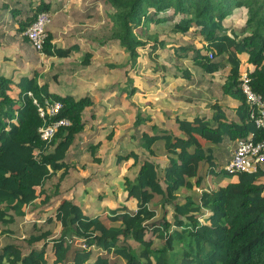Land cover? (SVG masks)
Wrapping results in <instances>:
<instances>
[{
  "label": "trees",
  "instance_id": "1",
  "mask_svg": "<svg viewBox=\"0 0 264 264\" xmlns=\"http://www.w3.org/2000/svg\"><path fill=\"white\" fill-rule=\"evenodd\" d=\"M236 9L245 11L241 26L227 20ZM44 12L51 16L44 54L63 59L82 54L79 69L92 64L96 50L112 52L117 59L126 56L127 85L134 86L132 76L142 67V56L168 47L170 66L162 76L180 77L182 86H211V114L192 119L176 114L173 123L183 132L179 135L132 108L127 132L133 147L116 154V164L130 161L129 169L137 167L132 178L123 175L122 181L125 199L137 193L138 205H104L80 215L76 188L82 186L88 195L90 186L85 184L92 179L78 180L76 173L103 160V143L96 139L105 125L100 118L93 123L97 116L91 110L92 96L51 92L49 81L57 74L40 83L31 73L19 77L17 92L11 95L7 88L13 79L0 73V264H264L263 168L256 173L224 170L239 136L251 132L253 141L264 140V128L250 120L241 91V60L230 55L228 45L248 55L251 87L264 98V0H0V26L14 27L10 37L20 36L29 45L25 32ZM69 20L74 27L68 26ZM85 25L100 26L83 50L76 32ZM152 26L164 30L166 38ZM196 37L205 45L196 46ZM225 68L224 81L216 82L214 74ZM97 90L104 99L106 90ZM134 93L127 92L129 97ZM46 99L59 101L56 118L70 121L50 141L40 138L43 121L33 103ZM194 135L207 144L196 143ZM159 144L165 175L152 158ZM185 167L193 168L192 177L181 175ZM219 175L227 183L211 187L208 180ZM149 192L159 196L156 202ZM104 215L117 225L105 226Z\"/></svg>",
  "mask_w": 264,
  "mask_h": 264
},
{
  "label": "crops",
  "instance_id": "2",
  "mask_svg": "<svg viewBox=\"0 0 264 264\" xmlns=\"http://www.w3.org/2000/svg\"><path fill=\"white\" fill-rule=\"evenodd\" d=\"M76 5L78 6L77 3ZM68 26L72 28L74 27V23L71 20H69ZM85 26H88V25H85ZM90 26H96V25H90ZM12 34H14V27L9 28L6 25L0 26V73L2 75L12 77L13 84L9 85L7 88L8 92L11 95L16 94L17 89L15 88L14 83L18 82L19 77L21 75L31 73L33 75H36L38 77V81L41 83L44 77L47 78L50 75L56 74L54 67L57 64L59 65L61 64L62 66L64 65L65 62L63 63L60 60H70L71 59V57L64 58V59L55 58L49 54L47 55V53L46 54L43 53L45 56L43 54L38 55L35 51H33L30 44L29 45L26 44L20 36L16 37L15 39L11 38L10 36ZM79 34H80V31H77L76 40L77 41L81 40V42L80 41L79 42L83 50L86 48H89L90 43L87 40V38L91 36H86V38H84L83 36L80 37ZM20 38H21V41H20L21 45H19L17 48L14 45L6 48L3 43V40L8 43H15ZM195 39L202 41V44L197 45V43L195 42ZM195 39H194V43L196 44V46L200 47V46L205 45V42L203 41L201 37H196ZM59 41L57 43L59 45H62L63 41L61 39H59ZM114 49L116 52L119 49V47L116 45ZM230 49H231L230 55L233 57L236 56L241 60V67H240L241 72L246 71V69L250 68V65L247 62L248 55L246 53H237L235 46H233V49L230 47ZM167 50H170V49L167 47L163 52V51H159V49L156 48L153 50V52L156 53V56H157L156 58H158L159 55H162V54H159L160 52L165 53ZM96 57L97 56L95 54L91 65L95 64ZM143 57L144 56H142L140 60H142ZM100 58H102L103 60L102 61V64H103L102 74L104 76L105 82H104V86L98 87V88H103L106 90V93L104 94V99L100 100V92L97 90L98 88L95 90L94 93L90 89L87 90L86 93H84L86 89L90 87V84H86V83H89V80H85V79L84 80L75 79L71 81L72 83L69 86H64L62 88V92H60V90L59 89L57 90L55 86H53V84L56 85V87L57 86L60 87L65 82V80L63 78H60V76H58L57 79H51L49 81V91L59 93V94H70L73 97L77 94L76 96L78 97H74V98H79L86 94H90L94 100V105L97 102H104V101L110 102L109 104L110 106H112V116L114 115L115 117V118H112L113 120H111L112 121L111 126H109L107 122L108 120H110V118L106 120L104 115L99 116L98 110L94 108V105L92 106L91 110L97 116V119H95L93 123H96V121L98 122V118H100L102 120V123H104L105 125V128H104L105 130L108 127H110V131L114 130L115 132L114 136L116 135L118 130L120 129L123 130V133L121 134V136H118L119 138L115 140V145L118 142L121 143L123 140V144L128 143L129 146L128 147H124V145L116 146L111 151L115 159H116V154L124 153L125 151L133 147V144L129 143L128 141V138L130 137V135L127 132V129L129 126H131V123L133 121V117L135 114L132 108H137L138 111L151 116L153 122L160 125L162 128L170 129L173 133L179 134V135H182L183 132L177 125L173 123V117L176 114H182V116H186L188 119H192L194 116L198 114L210 116L211 110L209 108V104L213 101L210 95L212 92H214V89L211 86L209 87L207 86H182V79L180 77H172L170 75H166L165 77H163L162 72L165 70V68L164 67L161 68L158 66V64H155V63H152L150 65L151 68L148 74L146 72L144 73L145 68L144 66H142L139 69L138 73L132 76L134 86H129L127 85V77L125 75L127 70L129 69L126 56H121L120 58L117 59L115 54H113L112 52L107 53L105 51L104 53H102V56H100ZM168 58H170V55L168 56ZM113 64L116 65L117 68L112 67ZM141 64L143 65L144 63L141 62ZM63 68L65 67L63 66ZM80 71H82V69H79V67L74 69L75 74L77 72L79 73ZM219 73H220V76L219 78H217L216 74H219ZM227 73H228V68H225L223 70L216 72L214 74L215 81L223 82ZM63 76H65V74L61 73V77ZM143 76H145L146 79ZM170 81H176L174 84L175 86H169ZM76 82L83 83V86H75ZM130 89L131 91L135 89V93L133 96L129 97L127 92ZM80 92L84 94H80ZM214 95L217 96L218 94L214 93ZM175 103H178V105L183 110L180 111L179 109H177L176 111L172 110L173 111L172 112L171 109L173 108V104ZM163 104H166L169 107H164ZM118 111H120L121 114L123 112L130 113L128 114L126 118V123L115 121L116 119H118L116 117L120 116V113ZM119 118L121 119V117ZM234 119L238 121V118L236 115H234ZM140 129L142 130V127H140ZM101 131L99 132V136L97 137L96 140L101 141V134H100ZM194 141L201 146H204L207 144V142L198 135H194ZM103 146L104 145H102L101 147V154H102ZM155 150L157 151V153L155 152ZM139 152H143V151L139 150ZM152 158L161 164L160 170L162 174L165 175V172L167 171V167H165V155L162 151V147L160 144L157 145L156 147H153ZM129 163L130 161H128L127 163L124 161V162H120L119 165H117L115 162V164L117 166H121L123 170L128 168ZM185 168H191L193 170L192 167H185ZM183 169H181V171ZM192 176L193 174L188 177H192ZM188 177H184V179ZM259 181L264 183V177H260ZM219 185L223 187L225 184L223 182H219ZM168 191L172 192V190H168ZM152 195L157 196V198L154 197L151 199ZM169 196H170V192H169ZM149 197L152 202H156L159 198L157 194L152 193V192H149ZM170 197H173V196H170Z\"/></svg>",
  "mask_w": 264,
  "mask_h": 264
},
{
  "label": "rangeland",
  "instance_id": "3",
  "mask_svg": "<svg viewBox=\"0 0 264 264\" xmlns=\"http://www.w3.org/2000/svg\"><path fill=\"white\" fill-rule=\"evenodd\" d=\"M76 1V0H75ZM244 13L245 11L243 9H236L234 10V13L231 15V17H229L228 23L232 26H241L242 23H244ZM98 26L100 25H96V26H85L83 27V30H80V36H83L84 38H86V36H92V34L97 30ZM152 28L157 31L159 33V37L161 36L162 38H166V32L164 30H159V27L156 26H152ZM182 42L187 41V37H183ZM21 38L18 39L17 42L15 43H8L5 42L3 40V43L5 45L6 48L10 47V46H16V48L21 45L20 43ZM81 42V40H79ZM195 42L197 43V45H201L202 41L195 39ZM60 43V41H59ZM229 46L233 49V44L229 43ZM164 52V51H163ZM160 52L158 58H156V53L153 51H150L148 53H145L143 59L141 60V62H143L144 64L142 66H144V73L146 72L148 74V72H150V65L152 63L158 64L159 67L161 68H167L168 66H170V61L168 56L171 55V50H167L165 53ZM96 54V62L95 64L89 66V68H85V70L82 69V71H80L78 74L74 72V69H76L78 66L79 61L83 58L82 54H77L75 57L71 58L70 60H60L61 62H65L64 63V67L60 64H57L54 68L56 71L57 76H60V78H63L65 80V82L62 84V86H57L53 84V86H55V88L58 90H60V92H62V88L64 86H69L73 81V80H89V83L86 84H90V87L88 89H86V91L84 93L87 92V90H92V92L94 93L95 90L98 87H102L104 86V76L102 74V58H100V56H102V52L99 50L95 51ZM44 55V54H43ZM45 56V55H44ZM100 58V59H99ZM59 61V62H60ZM158 62V63H157ZM97 64V65H96ZM68 66V67H67ZM66 69V70H64ZM54 70V69H53ZM59 73V75H58ZM61 73L65 74V76L61 77ZM220 73L216 74V77L219 78ZM78 77V78H77ZM164 79V78H163ZM176 81H170L169 86H175ZM75 86H83V83L79 82V83H75ZM81 93L80 94H84ZM77 95V94H76ZM74 96V97H78V96ZM167 102V101H166ZM109 101H104V102H97L94 105V108H96V110H98V115L102 116L104 115V117L106 118V120H108L110 118V120H108V124L109 126H111L112 118H115L114 115L112 116V106H110ZM164 107H169L166 104H163ZM179 109L180 111H182L183 109L178 105V103L173 104V108L172 110H177ZM185 110V109H184ZM120 113V111H118ZM173 112V111H172ZM106 113V114H105ZM128 114H130L129 112H123L122 114L120 113L121 119L119 117H116L118 119H116L115 121H120L122 123H126V118L128 116ZM108 115V117H107ZM112 116V117H110ZM110 132V127H108L106 130L103 129L101 131V142L103 143V148H102V163L99 165H92L90 167V169L86 172H79L76 173V178L78 180H81V178H85L87 176H91L92 181H90L89 183L85 184V186H90L89 190L90 193L86 196H84V190L82 186H78L76 188V191H78L79 195H81L80 199L78 200L80 202V204L82 205V211L80 213V215H88L90 212H96L102 209V206H107V207H113L116 205H120L123 203L128 204L131 208L136 207V205H138L139 199L137 196V193H135V197L132 199H125L127 196V187L125 185V183H123L121 177L123 175L128 176L129 178H132L135 173H136V168L137 167H133L131 169L127 168L124 169L121 166H117L115 164L116 159L114 157V155H112V150L116 147V146H120V145H124V147H128L129 144L125 143L123 144V140H122V144L121 143H117L115 145V140L117 138H119L118 136H121V134L123 133V130L120 129L118 130V132L116 133V135L114 136V138L109 139L107 137V134ZM130 143V142H129ZM155 152L157 153V151L155 150ZM181 174L184 177H188L190 175L193 174V170L191 168H184L182 171L180 170ZM235 177H232V179H234ZM219 182H223L224 184L227 183L226 178L224 177V175H219L217 177H211L208 180V183L210 186H212L213 188H221L222 186L219 185ZM170 192V196H173V193L171 191ZM157 198V196L152 195V198ZM97 198H101V199H97ZM89 203V204H88ZM93 206H92V205ZM169 212V211H168ZM63 213L57 214V217L60 218L62 217ZM79 216V214L77 215ZM103 222L105 224V226H115L116 223H114L113 217H110L109 215H104L103 218ZM169 239V237L167 238ZM158 244V240H155L154 245ZM142 252V251H140Z\"/></svg>",
  "mask_w": 264,
  "mask_h": 264
},
{
  "label": "built area",
  "instance_id": "4",
  "mask_svg": "<svg viewBox=\"0 0 264 264\" xmlns=\"http://www.w3.org/2000/svg\"><path fill=\"white\" fill-rule=\"evenodd\" d=\"M50 17L47 12L39 13L25 32L32 49L39 54H43L42 49L47 38L46 26ZM211 56L210 53L209 57ZM240 81L241 91L249 105L250 120L256 128H264V98L252 89L250 77L246 71L241 72ZM28 94L31 93L28 92ZM33 103L37 108L38 116L43 121L38 128L42 140L50 141L58 128L70 124L65 117L56 118L62 107L59 101L46 99L42 104L36 100H33ZM261 167L264 172V140L253 141L251 132L245 136H239L232 147L231 159L224 166L225 172L228 174L256 173Z\"/></svg>",
  "mask_w": 264,
  "mask_h": 264
}]
</instances>
